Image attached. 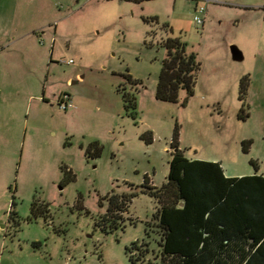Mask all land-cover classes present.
Segmentation results:
<instances>
[{"label": "rangeland", "instance_id": "rangeland-1", "mask_svg": "<svg viewBox=\"0 0 264 264\" xmlns=\"http://www.w3.org/2000/svg\"><path fill=\"white\" fill-rule=\"evenodd\" d=\"M85 4L0 0V26L30 35L0 52V264H158L160 204L141 186L144 177L147 188L165 185L175 125L185 158L219 163L229 178L264 177V0ZM167 39L200 65L185 106L182 90L176 104L155 99ZM118 88L133 97L134 116ZM60 94L72 110H59ZM93 142L102 147L95 159L86 156ZM132 192L112 215L121 229L95 227L112 193Z\"/></svg>", "mask_w": 264, "mask_h": 264}, {"label": "trees", "instance_id": "trees-1", "mask_svg": "<svg viewBox=\"0 0 264 264\" xmlns=\"http://www.w3.org/2000/svg\"><path fill=\"white\" fill-rule=\"evenodd\" d=\"M122 1L139 5L147 0ZM144 21L157 22L155 18ZM162 45L166 57L161 64L155 99L176 104L182 90L186 94L182 104L185 106L194 95L200 65L193 54H186L185 46L178 40L167 39ZM126 80L132 85L138 84L130 76H126ZM248 86V76L242 77L240 102ZM117 91L121 93L120 88ZM121 97L124 108L132 109L134 116L133 97L124 92ZM242 112L243 109L239 118L244 120L246 116H241ZM178 138L179 130L175 125L165 185L159 190L147 188L144 186L147 177H144L141 186L146 189L143 194L160 204L155 215L160 234L158 264H264V177H226L219 163L185 158L179 150ZM141 139L146 145L153 142L150 132ZM241 145L243 153H248L252 142L243 141ZM101 151L99 143L93 142L86 148V156L99 158ZM65 174L67 182L74 180L71 172ZM137 196L136 192L121 196L112 193L102 223H95V227L105 235L121 229L122 218L112 215L123 213ZM135 246L133 243L126 252L130 254ZM129 260L135 264L132 257Z\"/></svg>", "mask_w": 264, "mask_h": 264}, {"label": "crops", "instance_id": "crops-1", "mask_svg": "<svg viewBox=\"0 0 264 264\" xmlns=\"http://www.w3.org/2000/svg\"><path fill=\"white\" fill-rule=\"evenodd\" d=\"M92 1L85 2L86 3L85 5L92 3ZM54 27H55L54 32H56V26H54ZM14 33H15L14 29H10L8 27H1L0 26V52H2L5 48L12 46L13 44L20 42L21 40L27 39L30 36L29 34H26V35L15 38ZM230 49L233 50V49H235V47H230ZM232 55L236 59H238L241 56L240 54H236V53H232Z\"/></svg>", "mask_w": 264, "mask_h": 264}, {"label": "built area", "instance_id": "built-area-1", "mask_svg": "<svg viewBox=\"0 0 264 264\" xmlns=\"http://www.w3.org/2000/svg\"><path fill=\"white\" fill-rule=\"evenodd\" d=\"M84 1L89 2L92 0H84ZM204 12L205 10L203 7L196 8L195 10L196 15L194 16V22L196 23V25L198 26L203 25L202 16L204 15ZM69 63H72V61H69ZM57 106L60 111L65 112V113L74 108L72 98L68 94H60L58 96Z\"/></svg>", "mask_w": 264, "mask_h": 264}]
</instances>
